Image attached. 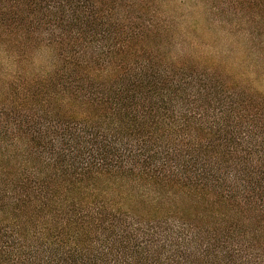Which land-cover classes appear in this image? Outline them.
Segmentation results:
<instances>
[{"label":"trees","instance_id":"obj_1","mask_svg":"<svg viewBox=\"0 0 264 264\" xmlns=\"http://www.w3.org/2000/svg\"><path fill=\"white\" fill-rule=\"evenodd\" d=\"M196 6L264 61V0H0V264H264V92L175 41Z\"/></svg>","mask_w":264,"mask_h":264},{"label":"rangeland","instance_id":"obj_2","mask_svg":"<svg viewBox=\"0 0 264 264\" xmlns=\"http://www.w3.org/2000/svg\"><path fill=\"white\" fill-rule=\"evenodd\" d=\"M106 1L122 5L126 1H134L142 8H139L136 12L146 15L147 10L155 8L158 0ZM173 1L175 2L176 0ZM185 13L187 14L186 17L184 16ZM174 16L176 18L178 16H180V18L183 16L185 17L183 22L174 21L175 28L172 36L175 41L181 40L188 30L187 28H191L188 32L191 33L193 38H197L200 44V48H198L199 52L195 54V56H200L201 53H203V55L208 54L207 57L209 61L217 62L221 67L228 66L235 75L238 72H244L248 80L255 84L259 90L264 92V61L259 58V48L250 46L239 32H230L228 28L206 23L203 7L196 6L191 13L178 9ZM189 18H192L195 22L193 20L191 22ZM191 23L195 24L191 25ZM4 32L8 36V40L5 38V35L1 34ZM2 35L7 41H1L0 39V80L5 78L6 80L13 81L19 74L25 77L29 68L26 61L24 40L21 42L19 52V50L14 47L15 45H12L15 38L10 37L11 35L9 36L6 29H0V36ZM179 37L181 39H179ZM207 44H210L208 49L206 48ZM208 50H212V52ZM18 55L22 56L20 63L18 62ZM48 58L49 53L47 52L38 54L36 57L37 66L44 65ZM1 87H3V85L0 81V89ZM261 224L262 226L259 229L260 231H258L257 239L258 243L264 246V222Z\"/></svg>","mask_w":264,"mask_h":264}]
</instances>
